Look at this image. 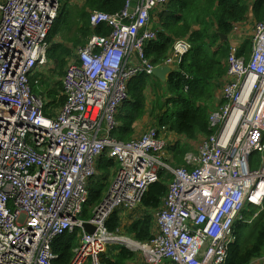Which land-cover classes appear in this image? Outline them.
<instances>
[{
  "label": "built area",
  "instance_id": "1",
  "mask_svg": "<svg viewBox=\"0 0 264 264\" xmlns=\"http://www.w3.org/2000/svg\"><path fill=\"white\" fill-rule=\"evenodd\" d=\"M168 2L127 0L116 13L93 11L91 26L111 31L76 48L62 77L66 100L54 107L33 92L32 78L39 74L38 83L53 68L48 35L62 0H0V264H54V239L76 228L69 264H104L102 254L114 244L135 252L141 264H226L235 222L264 209V19L253 21L248 57L238 53L243 42L233 24L211 135L186 153V165L168 161L170 144L184 140L168 126L156 124L128 140L114 134L130 80L152 76L157 66L179 69L192 48L180 37L162 64L147 57L145 44L157 37L153 13ZM104 155L118 166L83 219ZM161 172L172 179L154 211V236L139 241L110 231L116 210L144 215L143 197ZM85 223L95 230L87 232ZM248 264H264V252Z\"/></svg>",
  "mask_w": 264,
  "mask_h": 264
},
{
  "label": "trees",
  "instance_id": "2",
  "mask_svg": "<svg viewBox=\"0 0 264 264\" xmlns=\"http://www.w3.org/2000/svg\"><path fill=\"white\" fill-rule=\"evenodd\" d=\"M126 1L79 0L73 3L62 0L58 17L48 35L51 42L48 57L55 62L61 77L77 47L84 46L93 34L107 35L111 31L106 24L93 28L90 24L91 13L95 10L116 13L125 6ZM154 13L156 15L152 17V21L157 29V37L145 44L146 55L154 64L163 63L177 38H188L192 48L181 61L180 69L173 70L166 82L145 73L130 80V98L119 110L117 119L120 126L114 134L122 140L134 136L135 123L147 111L146 93L150 86L154 90L152 101L156 100V105L162 112L157 125L168 126L170 131L183 136L184 140L178 139L167 149V156L170 157L168 161L175 167H182L186 165L185 155L193 150V145H197L202 137L211 135L209 114L217 105L215 91L225 83L229 68V40H222V36L230 34L234 23H242L248 19L263 20L264 0H169L165 9H156ZM57 37L62 40H57ZM251 49L252 41L246 37L238 53L248 57ZM38 77L39 74L32 78L33 92L50 98L49 104L54 107L63 105L66 96L62 79L55 87L51 85V81L42 80V77L39 85V82L36 83ZM117 166L113 157L104 155L100 158V174L89 183V197L84 205L83 219H88L92 208L101 202L110 185L111 170H115ZM163 172L160 174L161 179L151 184L143 197L141 208L144 215L129 217L134 211L116 210L107 222L110 231L124 232L139 241H148L154 236V211L162 205L163 197L168 192V182L172 179L170 175L165 177ZM79 230L76 228L73 232H66L54 239L52 247L58 255L54 264L70 263L74 249L78 246ZM234 230L236 239L229 246L226 264H248L253 258L263 254L264 210L251 222L236 221ZM135 256L137 258L135 252L114 244L109 245L102 254V260L104 264H127Z\"/></svg>",
  "mask_w": 264,
  "mask_h": 264
},
{
  "label": "rangeland",
  "instance_id": "3",
  "mask_svg": "<svg viewBox=\"0 0 264 264\" xmlns=\"http://www.w3.org/2000/svg\"><path fill=\"white\" fill-rule=\"evenodd\" d=\"M70 1L73 3L77 2V1L79 2V0H70ZM70 34H71V32H69L68 35H70ZM57 40H62V39H61V37H57ZM51 65L53 66V68L51 69L50 75L49 76H43L42 80L45 79L48 82L51 81V85H54L56 87L57 82L61 81L62 77L59 75V69L57 68L54 61L51 62ZM39 85H40V82H39ZM146 95H147V100H148L147 111H146L145 115L143 116L144 117L143 119H145V122L143 124H140V126H141L140 131H144V130L148 129L149 127H154L156 124L159 123L158 117L162 115V112L159 111V109L156 105V100L152 101V99L154 98V90L151 91V89L148 88ZM195 146H196V144L193 145V150H195ZM167 155H168V153H167ZM113 172H114V169L111 170V176H112ZM111 176H110V178H111ZM110 178H109V181H110ZM121 234L126 235L124 232H121ZM135 258H136V256H135ZM137 258H138V256H137Z\"/></svg>",
  "mask_w": 264,
  "mask_h": 264
},
{
  "label": "crops",
  "instance_id": "4",
  "mask_svg": "<svg viewBox=\"0 0 264 264\" xmlns=\"http://www.w3.org/2000/svg\"><path fill=\"white\" fill-rule=\"evenodd\" d=\"M156 15V13H153V16ZM253 23V24H252ZM253 25H254V22L251 21V19L245 21V22H242V23H239L238 25V30H239V33H238V38L243 42L244 39L247 37V38H250V33L252 31L251 28H253ZM231 33V32H230ZM224 36V35H223ZM230 36L231 34H228L227 35V38H222V40H226V39H230ZM224 85V83L222 84V86ZM222 86L220 87L219 90H216L215 91V97L217 99V104L221 102V97H222ZM216 108V106H215ZM144 118V117H143ZM140 119L138 120L136 123H135V134L134 136L136 135H139L140 133H142L143 131H140L141 130V126L140 124H143L145 122V119ZM133 136V137H134ZM132 137V138H133ZM131 215V214H130ZM135 216V213L129 217H134ZM126 217V216H125ZM128 217V216H127ZM136 260V261H135ZM134 261V262H133ZM142 263V260H140L139 258H134L133 260H130L128 261L127 264H141Z\"/></svg>",
  "mask_w": 264,
  "mask_h": 264
},
{
  "label": "water",
  "instance_id": "5",
  "mask_svg": "<svg viewBox=\"0 0 264 264\" xmlns=\"http://www.w3.org/2000/svg\"><path fill=\"white\" fill-rule=\"evenodd\" d=\"M222 38H227V35L222 36ZM171 71L172 68L169 65L157 66L153 70V75L159 78L162 82H166ZM84 228L90 233L95 230V226L91 223H85Z\"/></svg>",
  "mask_w": 264,
  "mask_h": 264
},
{
  "label": "clouds",
  "instance_id": "6",
  "mask_svg": "<svg viewBox=\"0 0 264 264\" xmlns=\"http://www.w3.org/2000/svg\"><path fill=\"white\" fill-rule=\"evenodd\" d=\"M179 69H180V68H179ZM179 69H175V70L178 71ZM172 71H173V70H172ZM172 71H171V72H172ZM148 88H150V86H149ZM148 88H147V89H148ZM220 103H221V102H220ZM220 103H218V104L216 105V108L219 106ZM216 108H214V109H216ZM214 109H213V110H214ZM210 113H211V112H210ZM209 117H210V114H209ZM253 209H254V208H253ZM256 210H257V209H254V210H252V211H250V212H246V213H244V215H245V220H243V221H245V222H251V221L255 218V217H254V213L256 212ZM263 210H264V209H262L261 211H263ZM261 211H260V212H261ZM260 212H259V213H260ZM259 213H258V215H259ZM249 215H250L251 218H246V217L249 216ZM258 215H257V216H258ZM257 216H256V217H257Z\"/></svg>",
  "mask_w": 264,
  "mask_h": 264
}]
</instances>
